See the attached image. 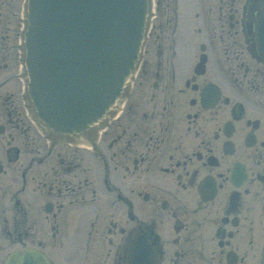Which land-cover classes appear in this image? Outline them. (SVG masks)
I'll list each match as a JSON object with an SVG mask.
<instances>
[{
    "label": "flooded vegetation",
    "instance_id": "obj_1",
    "mask_svg": "<svg viewBox=\"0 0 264 264\" xmlns=\"http://www.w3.org/2000/svg\"><path fill=\"white\" fill-rule=\"evenodd\" d=\"M28 0H0V264H264V0H147L120 97L80 133L37 117Z\"/></svg>",
    "mask_w": 264,
    "mask_h": 264
},
{
    "label": "water",
    "instance_id": "obj_2",
    "mask_svg": "<svg viewBox=\"0 0 264 264\" xmlns=\"http://www.w3.org/2000/svg\"><path fill=\"white\" fill-rule=\"evenodd\" d=\"M146 0H30V90L39 116L59 132L81 131L120 95L135 65ZM3 264H52L28 248Z\"/></svg>",
    "mask_w": 264,
    "mask_h": 264
}]
</instances>
